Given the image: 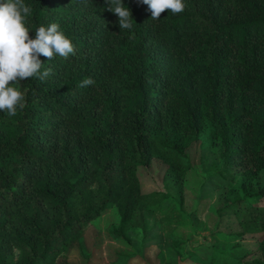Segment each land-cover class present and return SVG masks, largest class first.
Returning a JSON list of instances; mask_svg holds the SVG:
<instances>
[{"label": "trees", "instance_id": "obj_1", "mask_svg": "<svg viewBox=\"0 0 264 264\" xmlns=\"http://www.w3.org/2000/svg\"><path fill=\"white\" fill-rule=\"evenodd\" d=\"M25 3L32 8L30 38L37 27L57 23L76 55L41 57L52 74L17 85L25 107L16 116L0 111V264H12L13 245L21 251L16 264H56L74 248L88 261L78 236L112 206L120 217L112 240L129 243L133 228L147 236L144 203L152 194L141 193L136 167L157 158L166 166L164 181L181 189L190 168L185 148L204 120L218 138L223 171L241 179L236 198L226 194L217 211L259 207L264 0H185L184 12L169 10L159 20H151L147 5L124 0L131 30L120 29L106 0ZM87 77L95 84L79 87ZM256 235L236 234L255 237L258 249L232 264L263 262L264 233ZM213 254L189 260L216 264Z\"/></svg>", "mask_w": 264, "mask_h": 264}, {"label": "rangeland", "instance_id": "obj_2", "mask_svg": "<svg viewBox=\"0 0 264 264\" xmlns=\"http://www.w3.org/2000/svg\"><path fill=\"white\" fill-rule=\"evenodd\" d=\"M185 152L190 168L181 189L170 179L164 181L166 166L157 158L136 167L141 193L152 194L144 203V213L149 232L155 229V233L146 236L141 228H133L127 231L129 243L112 240L111 228L120 220L117 207L112 206L78 236L90 253L88 261L74 248L64 252L56 264H123L117 262L118 256L127 254L132 256L126 264H186L189 258H206L208 250L214 252L216 264H232L246 253L255 252V237L239 239L236 234L263 235L260 222L264 220V196L254 198L259 207H248L237 215L217 211L224 207L226 194L229 200L236 198L241 179L223 171L219 141L207 121L202 122L198 137L186 146ZM254 180L255 187L264 188V170ZM172 235L178 238L176 245L169 238ZM156 237L168 241V246L157 248L152 241ZM260 257L261 252L254 259ZM20 258L21 251L13 245L10 261L16 264Z\"/></svg>", "mask_w": 264, "mask_h": 264}, {"label": "clouds", "instance_id": "obj_3", "mask_svg": "<svg viewBox=\"0 0 264 264\" xmlns=\"http://www.w3.org/2000/svg\"><path fill=\"white\" fill-rule=\"evenodd\" d=\"M110 5L107 11L118 17L121 30L133 28L131 10L124 0H106ZM147 5L151 20L161 19V14L169 11L180 14L186 10L185 0H137ZM32 8L25 0H0V111L7 117H14L25 107L24 93L17 85L32 78L45 81L51 74V68L44 69L41 57L49 61L57 56L68 59L76 55L75 45L57 23L39 26L35 29V38H30V28L26 20ZM43 69V70H42ZM95 84L91 77L85 78L79 87Z\"/></svg>", "mask_w": 264, "mask_h": 264}, {"label": "crops", "instance_id": "obj_4", "mask_svg": "<svg viewBox=\"0 0 264 264\" xmlns=\"http://www.w3.org/2000/svg\"><path fill=\"white\" fill-rule=\"evenodd\" d=\"M155 232H156L155 229H151L150 232H149V235L152 234V233H155ZM152 241L155 243L156 247L157 248H160V249H164V245H165V247L168 246V241H166V240H164V239H162L160 237L153 238ZM184 263H186V264H194L189 259L188 260H185Z\"/></svg>", "mask_w": 264, "mask_h": 264}]
</instances>
